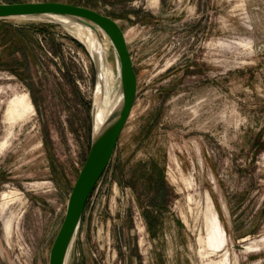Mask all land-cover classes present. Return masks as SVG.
I'll return each instance as SVG.
<instances>
[{
  "label": "rangeland",
  "instance_id": "rangeland-1",
  "mask_svg": "<svg viewBox=\"0 0 264 264\" xmlns=\"http://www.w3.org/2000/svg\"><path fill=\"white\" fill-rule=\"evenodd\" d=\"M57 1L115 19L138 74L67 264H264V0ZM101 37L112 102L119 63ZM90 50L68 26L0 20V264H49L91 144ZM17 98L29 110L10 121ZM154 164L163 203L148 183ZM216 218L217 250L208 241Z\"/></svg>",
  "mask_w": 264,
  "mask_h": 264
},
{
  "label": "water",
  "instance_id": "water-1",
  "mask_svg": "<svg viewBox=\"0 0 264 264\" xmlns=\"http://www.w3.org/2000/svg\"><path fill=\"white\" fill-rule=\"evenodd\" d=\"M29 18L68 26L73 32L85 28L91 37L90 48L95 59L97 89L92 109V138L89 152L69 194L64 219L50 249L49 264H67L85 208L100 178L108 168L119 138L130 117L138 92V74L123 28L112 17L83 5L63 1L2 2L0 19ZM96 34V37H95ZM102 35L111 41L119 63L118 102L100 127H96V101L105 98L103 69L107 64ZM96 39V40H95ZM103 53V64L99 55ZM97 98V99H96Z\"/></svg>",
  "mask_w": 264,
  "mask_h": 264
},
{
  "label": "bare ground",
  "instance_id": "bare-ground-1",
  "mask_svg": "<svg viewBox=\"0 0 264 264\" xmlns=\"http://www.w3.org/2000/svg\"><path fill=\"white\" fill-rule=\"evenodd\" d=\"M76 35H77V38H79L83 42H86L87 44L90 45L91 37H90L89 32L86 31L85 28H83V27L79 28V31L76 32ZM95 37H96V34H95ZM102 56H103V53L101 52L100 55H99V61H100L101 65H104L103 61H102V59H103ZM105 79L107 81V87L111 86L112 83H113V73H112V70L109 69V68L107 69L106 78ZM108 92L110 93L109 90H108ZM109 93L107 94V96L104 99H101V100H100L99 93L96 95V97H99V99L96 98L97 99V101H96V104H97L96 105L97 106L96 110L97 111H96V119H95L96 127H100L101 126L102 122H104L105 118L108 117V115L110 114L111 110L114 108L115 104H117V102H118L117 99L114 102L113 101L110 102ZM20 108H22L24 110L23 113H25V112H27L29 110V106L27 107L25 105V103H23V99H20V98L19 99L18 98L17 99H13L11 101L10 107L8 108V112H7V116H8V119L10 121H14L16 119V117L19 115V112H20L19 109ZM211 215H212V213H211ZM211 227L212 228L210 229L211 232L209 234L210 236L208 237V241H209L210 246L213 249L215 248L217 250L224 243V232L222 231L221 225L219 224L217 218L212 221V226Z\"/></svg>",
  "mask_w": 264,
  "mask_h": 264
},
{
  "label": "trees",
  "instance_id": "trees-1",
  "mask_svg": "<svg viewBox=\"0 0 264 264\" xmlns=\"http://www.w3.org/2000/svg\"><path fill=\"white\" fill-rule=\"evenodd\" d=\"M0 20H2V22H3L6 19H3L2 18ZM47 26L48 27L49 26L51 27V26H54V25L51 24V23H44V26L43 27H47ZM75 41H76L77 45L83 47V45L79 41H77V40H75ZM155 166H157V165H155ZM155 171H156V176H153L152 175L151 177H149L148 178V183H149L150 188H154L156 190V197L162 198V202L161 203H163V196L165 195V189H166L165 188V180H164V177H163V173H162V171H160V169L158 168V166H157V170H155ZM134 185H135V183L132 182V186H134ZM134 187H136V186H134ZM147 212H146V216L148 218H150L151 215H150V213H147ZM155 222H157V221H155ZM152 223H154V222H152Z\"/></svg>",
  "mask_w": 264,
  "mask_h": 264
}]
</instances>
